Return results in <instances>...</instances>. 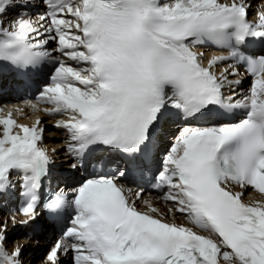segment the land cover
<instances>
[{
  "label": "snow or ice",
  "instance_id": "6c2138e0",
  "mask_svg": "<svg viewBox=\"0 0 264 264\" xmlns=\"http://www.w3.org/2000/svg\"><path fill=\"white\" fill-rule=\"evenodd\" d=\"M252 6L0 0V72L41 82L36 100L61 117L52 127L65 133L69 171L81 173L53 186L56 149L44 146L43 119L20 124L0 106V210L28 217L0 222V264H24L23 245L8 246V221L29 226L39 209L54 220L74 213L45 264H264V200H246L264 196V4L255 21ZM204 45L227 54L205 65L196 50ZM241 67L254 79L236 99L242 81L229 77ZM237 110L242 118L224 122ZM174 124L178 135L153 170ZM115 154L129 167L113 170ZM133 171L152 173L166 210L152 199L137 206L144 190L120 183Z\"/></svg>",
  "mask_w": 264,
  "mask_h": 264
},
{
  "label": "bare ground",
  "instance_id": "6f19581e",
  "mask_svg": "<svg viewBox=\"0 0 264 264\" xmlns=\"http://www.w3.org/2000/svg\"><path fill=\"white\" fill-rule=\"evenodd\" d=\"M41 0H34V3H40ZM251 4L253 5L251 10H250V15L252 16H257L256 13H257V6L258 5H261V4H264V0H250ZM44 9L43 7L41 6L40 8H36V9H33L32 10V14L33 16L37 15L39 12H42ZM262 11H264V9H261ZM249 80L246 79L244 82L241 83V85L237 86V91H238V97L239 98H242L244 95H247L249 93L248 91V88H249ZM14 96V100H16V96L15 95H12ZM10 97L9 99H13V97ZM3 102V101H1ZM17 104L18 103H14L12 106L17 109ZM48 107H51V105L49 104H44V107L40 108L38 107L39 109L38 110H35L33 111L32 114H30L26 109H23V112L26 117L25 118H20L18 120V122L20 124H28V125H32L36 119L41 116L42 119H43V122L44 124L47 126V131H46V140H45V145L50 151L51 149L55 148L56 149V152L55 154L53 155V158H56V160L58 161H61V166L63 169H67L69 168L70 169V165L72 163V160H71V157L66 153V150L63 149V143H62V138L65 137V133L63 131H60V130H57L55 128L52 127V124L55 123V120L58 119V118H61V117H53V116H48L45 114V112L42 110L44 108H48ZM10 111V110H7V108H4V114L6 115L7 112ZM13 117H15L13 115ZM68 117H64V119H67ZM180 124H174L172 125V127L170 126V129H178L180 128ZM178 135V134H177ZM174 140V138H172V141ZM173 143V142H172ZM164 147V146H163ZM165 151V150H164ZM76 175L73 176L72 173L70 172L69 174L67 172H64L62 177L64 178L65 181V184L68 185L70 184L73 180H79L80 178H77V176H81V173H74ZM120 183L124 184L125 185V182L124 181H120ZM65 187V186H64ZM234 190L236 191H240L241 189L239 188H235ZM249 192H252V191H249ZM253 196L249 197V196H246V200H264V197H262L261 195L257 194V193H252ZM146 199H152L153 202L158 206L160 207L161 209L163 210H166V206L164 204L163 201H161L159 199V197H153L152 195H147V194H144L142 195L141 197V200L137 202V206H141L142 208H145V206L141 203L143 200H146ZM170 206V205H169ZM9 215H14L13 213H9L7 211V209H3V210H0V222L4 221L5 219H7V217ZM16 217V215H14ZM16 220L17 221H20L18 217H16ZM176 222L177 223H187V220L177 214L176 216ZM18 226V223L13 226L11 220L8 221V232H7V235H8V246L9 248H12L14 245L17 244H21V242H24L25 240H20V232L21 229L19 231H15V227ZM14 239V240H13ZM15 241L16 243L14 244ZM26 242V241H25ZM54 243H52V241H49L48 243L42 241L39 243V246H36L34 247L37 248V250L34 252V253H39V251H43L44 250V246L47 247V246H53ZM25 251H26V246H23V254H22V260L24 262V264H35V261L38 259V255H36L33 259L32 262H29L31 256L29 257H26V254H25ZM33 253V254H34ZM36 264H45V262L43 261H38L36 262Z\"/></svg>",
  "mask_w": 264,
  "mask_h": 264
},
{
  "label": "rangeland",
  "instance_id": "374dc122",
  "mask_svg": "<svg viewBox=\"0 0 264 264\" xmlns=\"http://www.w3.org/2000/svg\"><path fill=\"white\" fill-rule=\"evenodd\" d=\"M58 119H59V118H58ZM52 125H53V124H52ZM177 132H178V131H177ZM176 134H177L176 131H174L173 136H175ZM170 146H171V142H168V145H167L166 149L168 150V149L170 148ZM47 251H48V248H46V249L43 251L42 254H45ZM66 264H68V262H66Z\"/></svg>",
  "mask_w": 264,
  "mask_h": 264
}]
</instances>
